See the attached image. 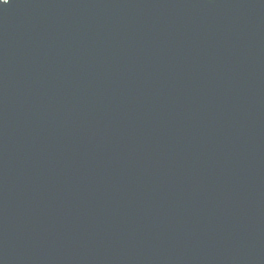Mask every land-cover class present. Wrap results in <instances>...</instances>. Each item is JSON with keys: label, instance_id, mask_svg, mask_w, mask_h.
Returning <instances> with one entry per match:
<instances>
[{"label": "water", "instance_id": "obj_1", "mask_svg": "<svg viewBox=\"0 0 264 264\" xmlns=\"http://www.w3.org/2000/svg\"><path fill=\"white\" fill-rule=\"evenodd\" d=\"M0 264H264V0H0Z\"/></svg>", "mask_w": 264, "mask_h": 264}]
</instances>
